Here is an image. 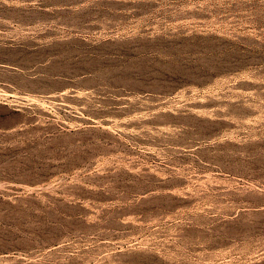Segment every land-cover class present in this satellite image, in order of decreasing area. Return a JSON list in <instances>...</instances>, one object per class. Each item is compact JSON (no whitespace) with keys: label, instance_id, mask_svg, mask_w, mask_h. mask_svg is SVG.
Wrapping results in <instances>:
<instances>
[{"label":"rangeland","instance_id":"obj_1","mask_svg":"<svg viewBox=\"0 0 264 264\" xmlns=\"http://www.w3.org/2000/svg\"><path fill=\"white\" fill-rule=\"evenodd\" d=\"M0 264H264V0H0Z\"/></svg>","mask_w":264,"mask_h":264}]
</instances>
